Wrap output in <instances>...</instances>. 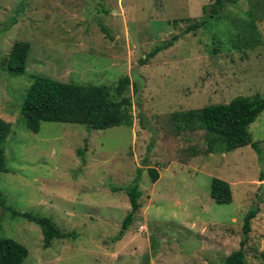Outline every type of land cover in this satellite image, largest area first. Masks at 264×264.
<instances>
[{
	"label": "rangeland",
	"instance_id": "rangeland-1",
	"mask_svg": "<svg viewBox=\"0 0 264 264\" xmlns=\"http://www.w3.org/2000/svg\"><path fill=\"white\" fill-rule=\"evenodd\" d=\"M211 3L0 0V126L9 170L0 174V237L27 248L24 264H225L257 205L245 251L249 264H263L264 112L249 127L261 157L250 146L211 153L219 137L201 127L199 112L264 97V0H239L214 17L202 12ZM16 47L28 64L19 77L4 64ZM35 76L111 88L129 77L132 126L28 130L21 108ZM139 174L141 208L117 239L131 211L124 189ZM214 178L231 185V204L211 198ZM12 211L51 218L76 237L45 249L41 228Z\"/></svg>",
	"mask_w": 264,
	"mask_h": 264
},
{
	"label": "trees",
	"instance_id": "trees-1",
	"mask_svg": "<svg viewBox=\"0 0 264 264\" xmlns=\"http://www.w3.org/2000/svg\"><path fill=\"white\" fill-rule=\"evenodd\" d=\"M239 0H212L202 8L204 15L219 16L228 4H236ZM201 23L189 28L198 29ZM177 39L157 47L142 60L145 64L152 56L174 45ZM18 47V46H17ZM4 61L10 76L19 77L27 72L26 54L20 48ZM149 58V59H148ZM130 79L125 76L116 87L82 86L64 83L44 76H35L27 91L21 108V116L28 130L38 133L42 123L77 124L88 130H105L114 126H132L134 117L131 113L132 100L126 96L130 87ZM264 112V97L251 100L238 97L228 104L211 105L199 112L201 127L219 137V141L209 144L211 153L226 154L239 148L250 146L258 156L262 152L258 143L252 140L249 127ZM191 114V113H190ZM193 115V114H191ZM83 157L84 152L79 151ZM5 161V138L0 126V174L8 173ZM153 182L158 180V172L150 169ZM140 174L132 185L124 192L127 194L131 211L125 218L117 239H121L133 223L136 213L140 210ZM260 181H263L261 179ZM211 198L219 205H228L233 201L232 188L224 180L214 178L210 189ZM0 205L6 207V199L0 191ZM260 212L259 205L253 207L244 217L243 239L239 250L227 257L225 264H249L245 245L251 232V222ZM13 216L21 217L37 224L43 233V247L48 249L56 239L76 237L75 233H65L48 217L32 213L12 211ZM29 252L25 246L13 239L0 237V264H24ZM264 264V253H262ZM147 264V263H145Z\"/></svg>",
	"mask_w": 264,
	"mask_h": 264
},
{
	"label": "crops",
	"instance_id": "crops-1",
	"mask_svg": "<svg viewBox=\"0 0 264 264\" xmlns=\"http://www.w3.org/2000/svg\"><path fill=\"white\" fill-rule=\"evenodd\" d=\"M231 186V185H230ZM230 256V255H229Z\"/></svg>",
	"mask_w": 264,
	"mask_h": 264
}]
</instances>
